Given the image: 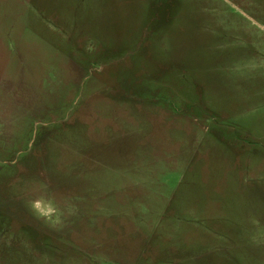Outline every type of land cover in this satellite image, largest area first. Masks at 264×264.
<instances>
[{
  "label": "rangeland",
  "instance_id": "374dc122",
  "mask_svg": "<svg viewBox=\"0 0 264 264\" xmlns=\"http://www.w3.org/2000/svg\"><path fill=\"white\" fill-rule=\"evenodd\" d=\"M0 264H264V0H0Z\"/></svg>",
  "mask_w": 264,
  "mask_h": 264
}]
</instances>
